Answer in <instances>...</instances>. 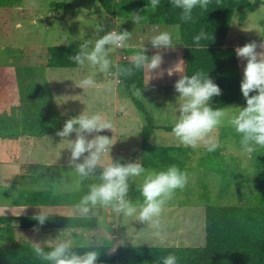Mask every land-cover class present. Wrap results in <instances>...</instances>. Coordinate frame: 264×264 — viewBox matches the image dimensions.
Returning a JSON list of instances; mask_svg holds the SVG:
<instances>
[{"label":"rangeland","instance_id":"1","mask_svg":"<svg viewBox=\"0 0 264 264\" xmlns=\"http://www.w3.org/2000/svg\"><path fill=\"white\" fill-rule=\"evenodd\" d=\"M121 1H125L123 7ZM127 1L131 0L116 1V6L121 8L119 13L121 14L123 10L125 15L118 14L113 17L102 11L97 0H0V66L14 67L20 97L17 108L10 116L11 120H16L22 114L21 125H15V127L9 121L7 125L3 121L0 124V135L6 134L5 137L0 136V157L16 155L19 146L18 138L10 135L27 128V122L32 119L42 121V118L50 114L49 111L55 109L54 104H56L63 123L82 110L100 111L112 124V130L101 131L113 135V139H116L110 155L115 150L118 152L122 150L120 152L121 154L124 152L122 156L135 152V159L141 158V162L145 160L141 153L137 154L142 146V125L145 115L138 109L132 98L135 97L142 102L152 116L155 107L154 101L149 99V96L158 94L160 107L154 113L155 123L172 125L176 117L175 97L178 95L175 90L141 89L140 92L137 89L129 94L127 88L120 85L121 83L109 84V78L101 73L96 74L94 85L83 89L75 82L78 83L82 76L92 70L88 65L70 69L47 67V70L41 68L29 70L23 62L24 49L35 47L41 49V54H45L47 48L51 46L72 44L78 46L84 38L95 39L112 28L120 31L127 30L131 33L127 42L128 46L123 48L125 52L130 44L150 41V37L155 32L165 28H170L180 40L177 26H151L147 22L148 10L138 7L135 2ZM251 1L258 4L254 11L237 8L231 23L232 35L234 32L239 35L236 43L241 45L249 38L264 39V0ZM57 4L64 5L58 7ZM137 14L140 19L135 21ZM99 25L101 27L97 29ZM257 43L259 46L260 43ZM123 51L117 49L112 54L117 63L124 61L121 57ZM257 51H264V49L257 47ZM240 59L243 61L241 62L244 68L246 60L241 57ZM31 71H34V76ZM42 76H47L49 84L50 81L53 82L55 85L53 90L49 89V84H46ZM170 91L174 93V96ZM164 97L166 101L162 100ZM116 100L120 101L117 105L119 112ZM10 112L11 109L8 110V114ZM46 123L47 125L44 126L35 123L29 128L34 132L36 130L35 133H40L43 129L52 126ZM50 129L53 130L54 127ZM75 135L74 131L68 137L57 135L56 138L59 137L60 141L55 142L48 135L40 139L36 148L41 147L40 150L46 149L70 155V149L66 148L67 139L75 138ZM87 135L90 137L95 133ZM207 135L218 142V147L213 151H207L203 142L196 147L185 146L171 131L163 128L155 129L150 139L153 146L183 147L182 151L174 152V154L184 163V167H179L187 170L190 179L183 188L175 189L172 197L166 201L158 226H150L143 221L123 217L120 223L130 233L127 240L135 245H202L205 227L204 206L207 202L204 199L205 193L210 195L213 205L249 204L257 201V190L263 186L260 174L261 176L264 174V146H258L250 154L242 152L238 143V134L228 123L227 114L222 123L210 130ZM46 144L49 145L44 146ZM3 164L0 162V168ZM148 168L157 169L153 166ZM5 172L10 171L4 169L1 173ZM137 182L134 180L131 183L136 185ZM6 186L7 184L0 182V206L9 204L12 199ZM117 220L118 217L114 213L107 219L112 223L118 222ZM114 226L117 227V223Z\"/></svg>","mask_w":264,"mask_h":264},{"label":"clouds","instance_id":"2","mask_svg":"<svg viewBox=\"0 0 264 264\" xmlns=\"http://www.w3.org/2000/svg\"><path fill=\"white\" fill-rule=\"evenodd\" d=\"M158 3L159 0H151L153 6ZM171 3L180 9L181 19L188 20L193 8L197 5L201 9L206 8L208 0H171ZM139 19L137 14L134 20ZM100 27L101 25L97 29ZM130 35L127 30L112 28L95 39L84 38L78 45V51L71 54L69 59L77 66L88 65L92 70L82 76L78 83L73 81L85 89L94 85L96 74L101 73L109 78V84H115L134 68L144 67L147 69L148 83L154 75L151 70L159 68L163 55L157 51L149 56L143 46L141 51L134 54L131 66L118 64L112 54L115 50L128 46ZM205 38L207 32L203 27L192 36L197 47L199 41ZM149 40L155 48H168L174 47L179 38L170 28H165L155 32ZM257 47L256 41L235 47L236 55L246 60L240 80V90L246 101L243 106L237 104L213 107L210 101L214 95L221 93V87L202 69L190 74L184 73L181 70L183 59L155 74L162 76L165 71L168 75H172L174 71L181 73L174 82L178 95L175 97L176 117L171 128L172 134L181 144L196 147L203 142L207 151L215 150L218 142L207 134L220 125L227 114L228 123L238 134L242 152L250 154L258 146H264V51H257ZM259 47L264 49V42ZM103 129L112 130V124L100 111L82 110L64 121L62 128L57 130V135L68 137L73 131L76 133L75 138L67 139L66 147L70 149L68 163L72 167L69 169L70 179L61 177L54 189L60 192L79 191L82 182L90 179L87 190L72 204L75 214L88 217L96 215L98 209L109 208L117 216L131 217L132 220L158 226L166 201L172 197L175 189L183 188L189 182L190 174L175 163L151 169L144 166L141 158L123 162L121 159L114 160L110 152L116 139H113V135L103 133ZM88 133L95 135L89 137ZM106 155L109 158L107 163L104 162ZM134 180L138 181L135 187L142 197L135 202L128 195L130 184ZM36 207L39 211L32 215L38 225H42L52 213L44 206ZM33 227L38 230L36 225ZM63 233L64 229H61L55 237L29 241L33 254L48 264H97L99 253L95 247L77 251L73 237ZM84 238L87 239L86 236ZM120 243L123 244V240ZM159 260L160 264H177L178 257L175 252H168Z\"/></svg>","mask_w":264,"mask_h":264},{"label":"trees","instance_id":"3","mask_svg":"<svg viewBox=\"0 0 264 264\" xmlns=\"http://www.w3.org/2000/svg\"><path fill=\"white\" fill-rule=\"evenodd\" d=\"M103 12L116 17L123 16L125 11L119 13L117 0H97ZM138 7L148 10L147 22L151 26H177L181 43L182 71L186 74L202 69L219 84L221 93L214 95L210 101L213 107H226L228 105H244L245 98L240 90V80L243 77L242 60L235 53L239 35H232L231 23L237 8H246L254 11L258 4L251 0H208L207 7L201 9L199 5L193 8L192 16L188 20L181 19L180 9L173 6L171 0H159L156 6L151 0H131ZM127 1V2H131ZM125 1H121L123 7ZM64 4H57L58 7ZM204 28L207 38L196 42L192 36ZM264 42L249 38L246 42ZM244 44V43H242ZM258 45V43H257ZM259 47V46H258ZM78 51L76 44L51 46L47 48V67L75 68L77 65L69 59L71 54ZM27 49L23 50V62ZM242 61V62H241ZM133 60H124L120 65L131 66ZM181 73L172 76L150 77L145 74V68H134L127 75L122 76L121 84L133 93L143 88H174V82ZM147 83V84H146ZM146 84V85H145ZM0 113L8 106L19 104V91L14 67L0 66ZM251 94V93H250ZM138 109L145 115V124L142 126V146L137 154H142L145 167L153 166L157 169L175 163L184 167L182 160L174 152L182 151L181 146H153L150 139L155 129L163 128L171 131L172 125H157L144 104L135 97L132 98ZM59 122H62L60 117ZM44 130V129H43ZM136 155V153H135ZM135 155L133 159H135ZM260 167V166H259ZM263 167V166H261ZM99 170H97L98 172ZM222 172V171H221ZM223 173V172H222ZM264 186V174L261 176ZM90 179L82 182L81 190L67 193L54 201H64L73 204L79 199L82 192L87 190ZM258 188L257 201L249 204L213 205L209 194H204L207 200L204 206L205 227L202 245H135L129 240L128 232L124 230L120 221V241L115 242L109 234L116 231L115 227H105L99 224L96 217H48L44 224L31 223L41 227L80 229L87 233V244L76 245L77 251H84L88 247H95L99 253L97 264H160L159 258L168 252H175L178 257L177 264H264V187ZM129 197L136 201L142 199L139 190L130 184ZM50 202L44 195L43 202ZM7 217L0 216V264H48L33 254L29 241H37L35 233L27 237L19 236L17 228L11 227ZM25 220L23 221V223ZM24 226V224H23ZM47 247V246H45Z\"/></svg>","mask_w":264,"mask_h":264},{"label":"crops","instance_id":"4","mask_svg":"<svg viewBox=\"0 0 264 264\" xmlns=\"http://www.w3.org/2000/svg\"><path fill=\"white\" fill-rule=\"evenodd\" d=\"M156 27V26H153ZM160 27V26H159ZM137 44V45H136ZM136 44H130L128 50L123 53H125L129 59L128 60H134V54L138 51L142 50V46L144 45V50L147 55H152L153 53L160 51L163 55V60L159 68L152 69L151 72L154 74L151 77H161L160 75H155L156 73H159L161 69H167L168 67H171L173 64H175L178 60L181 59V43L177 42L174 47H168L164 48L163 46L161 48H155L151 44L150 41H146L144 43H141V41H138ZM28 52L25 55V63L26 67L29 70H34L35 68H41V69H48L47 68V52L44 54H41V49H37L35 47L27 48ZM41 55V56H39ZM45 55V56H43ZM118 58V57H117ZM34 71H31L33 73ZM180 72L174 71L172 75H177ZM16 74V73H15ZM145 74H147V69L145 68ZM168 75L165 71L162 76H172ZM16 76V75H15ZM34 76V73H33ZM47 77V76H46ZM42 76V78L45 79L46 84L49 82L47 81V78ZM81 78V77H80ZM118 85V83L116 84ZM53 84L52 81H50L49 89L53 90ZM120 87V86H119ZM143 89H161V88H143ZM161 90H175L174 88H163ZM128 91V90H127ZM172 96H174V93L170 91ZM55 92H53L54 94ZM130 94V92L128 91ZM160 93V92H159ZM52 95V91L50 93ZM161 94V93H160ZM166 95H170L169 93H164ZM150 95L149 99H152L154 101L153 105L155 107V111L152 112L153 115V121L155 123V116L154 113L157 111L158 107H160V100L157 96ZM152 97V98H151ZM163 101H166V97L162 99ZM120 101L116 100V106L119 104ZM56 106V107H55ZM14 107V108H13ZM55 109L49 111V115L47 117L42 118V121H36L32 119L31 121H28L26 126L27 128H24L22 130H19V133L15 132V134L10 135L11 137L18 138V152L17 154H13L12 157H0V162L4 163L3 166L0 168V171L3 172L4 169L9 170L10 172L7 173H1L0 175V182L7 184V192L8 194L12 195L10 197L9 204H4L0 206V216L7 217L8 220L6 223H8L11 227L17 228V232L19 233V236L21 237H27L31 233H35V239L36 240H43L44 238H51L55 237L59 234L61 229H64L63 234L71 235L74 239L75 245H83L87 244L89 241V237L87 236L86 232L81 231L80 229H72V228H56V227H41L38 228V230L34 229V227L31 226V223L34 224V222L37 223V221L33 218V213L39 211V209L36 207V205L44 206L47 208V210L52 213L49 215V217H80L79 215L75 214L74 209L72 208V204L64 201L59 202H51L54 201L55 198H58L62 195H65L67 193L77 192V191H56L54 189V185L56 182H59L61 177L65 180H69V169L72 167L71 164L68 163L70 155L67 153L62 152H55V151H47L40 150V148L37 147V143L40 142V139H44L45 136L52 137V141H60V138L57 137V130L61 129L63 126V122H59V109L57 108V105L54 104ZM17 106H8L3 112L0 113V124H2V121L4 124L7 123V121L11 122L15 125H21L22 124V114H20V117L16 120H11V115L14 113V109H16ZM11 109V112L8 114V110ZM117 111L119 112V108L117 106ZM154 110V109H153ZM56 115L58 117H56ZM52 124L50 127H54L53 130L50 129V127H47V129H44L40 131V133L35 130H31L30 128L33 127L36 124H40L42 126L47 125V123ZM145 124V121L143 125ZM157 124V123H155ZM7 125V124H6ZM5 125V126H6ZM142 125V126H143ZM157 125H166L163 123H158ZM16 127V126H15ZM30 127V128H29ZM13 133V132H12ZM108 133V132H106ZM110 135V134H109ZM0 136L5 137L6 134L2 133ZM49 144H46L44 146H48ZM45 148V147H44ZM38 149V150H37ZM135 152L128 153V156H122L124 155V152L121 154L117 150L110 155L114 160L115 159H121V162L124 160H131L134 158ZM4 156V155H3ZM7 158V159H4ZM2 159L4 161H2ZM81 159V158H80ZM108 156L106 155L104 158V162H108ZM6 165H8V168H6ZM99 170V168L97 169ZM3 180V181H2ZM82 188V185H81ZM81 190V189H80ZM44 195H46L47 199L50 200V202H43ZM55 197V198H54ZM54 198V199H52ZM113 214L111 209L105 208V209H98L96 215H91L88 217H96L98 219L99 224L105 226V227H115L116 231L113 234H109V238H114L115 242L120 241V225L119 222H109L107 219ZM117 221H120L119 216ZM25 222L23 223V221ZM121 222V221H120ZM117 223V227L114 226ZM24 224V226H23ZM124 228V226H122ZM125 230V228H124ZM126 231V230H125ZM127 232V231H126ZM128 236L130 233L128 232ZM87 237L85 239L84 237ZM2 243L1 240V233H0V244Z\"/></svg>","mask_w":264,"mask_h":264},{"label":"built area","instance_id":"5","mask_svg":"<svg viewBox=\"0 0 264 264\" xmlns=\"http://www.w3.org/2000/svg\"><path fill=\"white\" fill-rule=\"evenodd\" d=\"M120 50H123V48L120 49ZM121 57H122L123 60H128V59H129V57H128L125 53H122ZM120 82H121V81H120ZM120 82H118V84H119ZM119 152H122V150H120Z\"/></svg>","mask_w":264,"mask_h":264}]
</instances>
